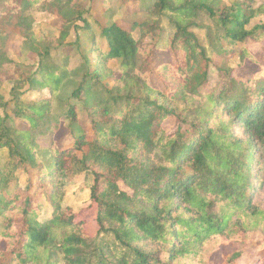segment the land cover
<instances>
[{
	"label": "trees",
	"instance_id": "1",
	"mask_svg": "<svg viewBox=\"0 0 264 264\" xmlns=\"http://www.w3.org/2000/svg\"><path fill=\"white\" fill-rule=\"evenodd\" d=\"M118 1L132 13L142 2ZM145 1L153 18L129 29L117 22L99 27L106 50L91 47L89 73L71 95L83 102L92 138L71 131L72 147L60 150L40 148L33 137L40 127L57 129V115L69 125L77 121L75 106L58 93L65 66L52 61L49 42L31 72L9 58L5 43L14 34L35 42L27 13L44 10L60 18V45L83 11L75 0H0V75L13 78L12 95L25 85L49 93L33 104L13 96L26 130L6 127L0 116V150L11 166L0 168V264H210L220 247L244 246L247 233L264 237L256 199L264 186V58L257 61L247 46L258 43L264 57V25L246 29L254 0ZM202 16L210 21L209 41L230 48L221 57L236 53L243 70L253 63L249 77L236 79L221 65L212 66V77L192 31ZM160 18L174 28L165 43ZM160 52L169 57L156 65ZM110 61L118 68L107 67ZM107 78L111 87L102 84ZM170 119L176 127L166 132ZM81 172L92 179L93 237L64 204L67 183ZM241 253L236 248L225 264H236ZM249 264H264V247Z\"/></svg>",
	"mask_w": 264,
	"mask_h": 264
},
{
	"label": "rangeland",
	"instance_id": "2",
	"mask_svg": "<svg viewBox=\"0 0 264 264\" xmlns=\"http://www.w3.org/2000/svg\"><path fill=\"white\" fill-rule=\"evenodd\" d=\"M75 4L83 11L82 20L75 22L66 37L65 41L58 45L57 38L60 30V18L54 14H50L44 10L28 11V15L33 18V24L30 28V33L34 36L35 42L29 41L26 36L21 34H14L5 43V48L9 58L25 67L26 70L34 72L39 61V54L46 50L47 44L52 43L49 53L52 61L57 65L65 66L66 78L59 90V97L69 104H73L76 109L77 121L73 125H69L68 120L59 117V126L57 129L47 131L44 127L38 128L34 133V143L40 148H47L51 144L60 149H67L72 147L74 138L71 131L77 133L80 131L86 132L88 139L92 138V132L89 129V122L87 113L83 107V102L71 97L72 92L80 84L83 76L88 74L85 63V57L91 52V47H97L105 51L106 46L98 37L99 27L104 26L107 22H117L124 29H129L130 26L140 24L141 22L153 18L149 12V3L142 0L140 7L135 10V13L123 6L118 0H75ZM227 6H234L243 0H221ZM253 17L246 26L247 30H251L255 26L264 25V0H254L252 2ZM210 21L205 16L200 18V26L194 28L192 31L200 40V44L206 49L207 56L211 60L212 77L215 78V70L213 65H221L230 67L233 70V77L236 79H245L251 73V66L253 63H247L242 67V61L238 55L234 53L231 57H221L222 48L230 49L226 46L225 41L214 40L209 41L206 27ZM159 26L165 33L166 39L171 37L174 33V28L167 22L166 18L159 19ZM133 36L138 39V31H133ZM40 38V39H39ZM43 39V40H42ZM38 40L42 42L38 43ZM148 41V39H147ZM54 42V43H53ZM248 49L257 61L262 60L263 54L260 51L258 43L251 41L247 44ZM239 48H236L237 51ZM89 57L92 55L89 54ZM168 54L160 52L156 55L155 63L159 65L165 62ZM94 60H92V63ZM111 70L118 68L116 61H110L107 64ZM217 76V75H216ZM10 76L0 75V101L3 106L0 108V116L4 120V125L8 128L17 130L28 129L27 124L17 117L14 112L13 96L19 97L20 101L25 104H33L42 98L49 97V93L44 91L42 93L33 91L25 85L21 90H17L19 94L13 93L14 82ZM113 80L107 78L102 80V84L111 87ZM176 127V122L173 119L167 120L163 124V129L166 132L173 131ZM51 129V128H50ZM45 162V161H44ZM0 168L6 172L11 171V166L8 165V153L6 149L0 150ZM263 177L264 174L262 173ZM16 176H20V184L24 185L25 177L17 170ZM92 179L84 172L75 174L67 183L64 204L67 205L76 220L84 221V231L93 237L97 232V227L94 222L96 207L90 200V187ZM256 199L259 206L264 210V186H262L256 194ZM50 214L49 208L42 210L43 217ZM247 242L244 246H222L219 250L212 254L209 260L210 264H225L226 260L231 257L236 248L242 250L241 255L235 261L236 264H249L252 257L256 255L260 248L264 247V237L260 232H250L246 234ZM0 245V249H3Z\"/></svg>",
	"mask_w": 264,
	"mask_h": 264
}]
</instances>
